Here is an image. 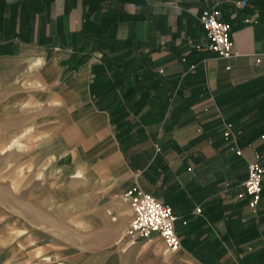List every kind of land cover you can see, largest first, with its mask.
<instances>
[{
	"label": "crops",
	"instance_id": "obj_1",
	"mask_svg": "<svg viewBox=\"0 0 264 264\" xmlns=\"http://www.w3.org/2000/svg\"><path fill=\"white\" fill-rule=\"evenodd\" d=\"M241 1L0 0L4 155L66 181L56 199L99 236L85 249L120 247L101 264H264V181L257 213L244 188L264 165V0ZM204 10L240 57L208 50ZM136 184L173 209L179 252L120 243Z\"/></svg>",
	"mask_w": 264,
	"mask_h": 264
},
{
	"label": "rangeland",
	"instance_id": "obj_2",
	"mask_svg": "<svg viewBox=\"0 0 264 264\" xmlns=\"http://www.w3.org/2000/svg\"><path fill=\"white\" fill-rule=\"evenodd\" d=\"M11 141L0 135V264H101L107 255L117 252L119 245L91 252L85 249L99 236L86 233L79 223L82 218L73 217L69 203L56 199L66 192V181L57 184L45 177L37 179L31 168L23 179L20 155H4L9 146H3ZM32 160L29 155L28 162ZM78 209L76 206V213Z\"/></svg>",
	"mask_w": 264,
	"mask_h": 264
},
{
	"label": "built area",
	"instance_id": "obj_3",
	"mask_svg": "<svg viewBox=\"0 0 264 264\" xmlns=\"http://www.w3.org/2000/svg\"><path fill=\"white\" fill-rule=\"evenodd\" d=\"M247 7L248 0L239 3ZM220 13L213 10H204L200 16V22L209 38L208 50L215 53L223 60L236 59L241 53L236 48L231 38V25L219 19ZM226 139L234 141L232 151L238 156H243V151L238 148V134L227 125ZM248 177L244 183L246 195L249 197V206L257 213L261 201L264 181V165L261 156L256 153L254 158L247 161ZM125 199L133 210V219L124 232L122 245H131L140 240L150 239L154 234L161 236L169 250L177 253L181 249V239L176 232L177 217L173 209L145 192L139 184L125 193Z\"/></svg>",
	"mask_w": 264,
	"mask_h": 264
}]
</instances>
